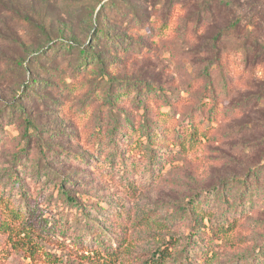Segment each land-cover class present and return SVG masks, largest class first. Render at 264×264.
Instances as JSON below:
<instances>
[{"label":"rangeland","instance_id":"374dc122","mask_svg":"<svg viewBox=\"0 0 264 264\" xmlns=\"http://www.w3.org/2000/svg\"><path fill=\"white\" fill-rule=\"evenodd\" d=\"M100 1L107 0H0V264H141L156 248L192 233L181 212L190 198L204 229L223 211L230 223L228 230L194 238V264H264V256L251 255L264 251V172L252 175L264 163V98L256 102L264 86L254 85L264 83V62L253 51L246 62L236 51L241 42L228 35L220 44L224 66L216 65L213 81L206 80L205 62L190 53L186 36L197 12L173 0L169 14L165 2L145 6L152 20L133 23L134 42L119 51L103 38L92 50L100 59L81 64L79 50L93 41ZM205 15L202 29L211 22ZM226 24L219 15L207 32ZM53 43L34 63V75L27 64L17 66ZM9 102L22 106L6 111ZM145 115L155 127L150 144L138 128ZM115 124L125 150L112 166L103 141ZM19 163L21 190L6 179ZM38 163L46 176L36 175ZM240 177L249 186L259 180L245 207L232 204L242 197L241 186L233 187ZM66 178L92 217L88 225L103 228L104 247L92 241L80 213L67 232L51 228L58 183ZM215 185L227 198L207 195ZM23 189L27 211L20 208Z\"/></svg>","mask_w":264,"mask_h":264},{"label":"trees","instance_id":"16d2710c","mask_svg":"<svg viewBox=\"0 0 264 264\" xmlns=\"http://www.w3.org/2000/svg\"><path fill=\"white\" fill-rule=\"evenodd\" d=\"M107 0V1H100L102 3L101 7L98 10L97 14V24L98 27L96 28L95 35H93V41L89 42L88 45L84 46L79 50L78 58L81 64H84L85 61L89 60L90 57L94 58V60L100 59V55L97 51L94 50L96 42L102 43L103 38L108 41L110 44L115 46V49L122 50L124 46L128 45L129 43L134 42V35H133V23H139L141 27L146 26L150 20H152V14L145 6L154 7V5L161 4V2H165L169 14L172 10L173 0ZM176 2V1H175ZM179 2L185 4H191L195 11L197 12L196 15L198 18H195L196 23L194 27L186 28L187 34L191 38V43L188 46L190 53L194 54L195 57H199L200 60L205 62V66L203 68V76L209 82L213 81L212 79V69L217 66H224L225 60H223V49L221 47V43L226 38V36H232L235 34L239 41L241 42V46L237 48V52L241 53L244 60L247 62L249 58V51H253L257 55L254 57L261 58L264 62V0H179ZM146 4V5H145ZM175 4V3H174ZM176 5V4H175ZM144 8V9H143ZM210 16L211 22L208 20L207 24L214 25L217 22L219 15H224L228 24L224 27H216L215 31L209 35L208 34V26L206 29H202L203 25L200 26V23L206 21V15ZM93 49L91 48V46ZM100 45V44H99ZM56 44H52L51 47L47 49V52H41L37 55L36 58L31 57L29 60L21 61L19 60V67L23 68L25 65H28V70H30L34 75V63L37 61L39 64V60L42 57H45L47 53L52 50ZM90 48V49H89ZM111 50L112 47H110ZM18 61V60H17ZM251 61H253L251 59ZM250 66V65H249ZM103 76H107V82L113 81L112 74L108 71H104ZM227 79H224L225 85L227 84ZM29 84V83H28ZM27 84V85H28ZM38 81L31 82V86H29L28 90H30L33 86H37ZM127 82H123L121 85H126ZM211 86V84H209ZM207 87L210 88V86ZM257 88H262L264 83L256 82L254 84ZM112 89L109 87L107 89V94L112 95ZM210 96L214 97L213 90L210 92ZM251 95V94H250ZM25 98V96H24ZM260 98H264L262 93L261 95L257 96V105L259 104ZM110 102H112L111 98H108ZM20 102V100H19ZM256 103H254L255 105ZM256 105V106H257ZM8 108L6 107V111L10 109H17L18 106H22L21 103L9 102ZM144 106V105H142ZM144 108V107H143ZM22 110L23 108L20 107ZM245 110V109H244ZM23 111V110H22ZM28 120V117L27 119ZM131 123H127L126 127H130ZM32 125H28L27 127H31ZM118 124H115L112 129L106 130V141H103L105 144V148H110V152L112 150L111 155L109 154V163L112 166H115L114 160L119 155L122 150H125L120 140L117 139L116 135V128ZM135 126V125H134ZM139 130L142 134L146 135L148 138V143L150 144L152 141V134L155 130L154 124H151L145 115L144 118L139 123L138 126ZM29 129V128H28ZM30 135V134H29ZM123 136L125 139L127 136V132L122 129V132L119 134ZM31 137V136H30ZM179 139H182L181 133L179 132L178 135ZM31 139V138H30ZM29 139V140H30ZM28 146V145H27ZM118 161V160H117ZM264 161V160H263ZM258 169H253L252 175L255 176L258 173L264 172V163H262ZM21 167L20 163L15 166V168L10 169L7 171L6 176L7 180L13 186H19L20 190L24 187V179L21 175L19 168ZM261 168V169H260ZM47 174L45 171V167H40L39 163L37 164V173L36 175ZM46 176V175H45ZM256 182H247V179L244 177L238 178L233 187L241 186L242 190V197L240 201L235 200L233 205H244V199L248 196L252 200L254 198V194H257L259 188V180L256 179ZM71 180H59L58 183V200L60 201L59 209L57 210L58 215H55L56 218L53 219L51 222V228H60L63 230L64 233L68 231V223H73L75 216L80 213L81 220L84 217L85 220V229H89L92 232V241H95L97 245L104 247L106 245L102 234V229L97 231L92 226L88 225L92 218L88 210H86L83 202L80 200V197L68 187ZM262 188H263V196L262 199L264 200V173L261 178ZM249 186V187H248ZM14 188V187H13ZM26 188V186H25ZM208 196L212 195L215 198H227L225 193L220 189L219 185H215L210 189L206 190ZM22 200L21 209H28L29 197L26 191L22 190ZM193 198H190L185 205H183L184 215L188 216L189 222L192 223L191 232L186 237V241H176L168 246H161L156 248L152 251L151 255L147 258H144L141 264H194V260L198 257L196 250H193L192 244L194 238H201L204 240V235L208 231L212 233H216L219 231L228 230L230 227V223L228 222L227 218H225V212L223 211L220 214L219 219L216 220L215 224L209 227V229H204V221H199L198 216H195L193 207ZM231 208V205H228ZM72 210H75L74 213ZM70 216H73L70 219ZM194 216V217H193ZM221 218V219H220ZM66 226V227H64ZM83 233L79 234L78 240L82 239ZM203 236V237H202ZM31 248H33V252L38 249V247L33 243L30 244ZM262 247L258 249L255 248L251 255H254L253 258H257L258 256L262 258L264 256V251H261ZM60 264H79L78 262L68 259L65 263L62 261ZM85 264V263H84ZM106 264V263H104ZM108 264H115V263H108Z\"/></svg>","mask_w":264,"mask_h":264}]
</instances>
